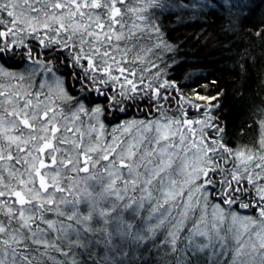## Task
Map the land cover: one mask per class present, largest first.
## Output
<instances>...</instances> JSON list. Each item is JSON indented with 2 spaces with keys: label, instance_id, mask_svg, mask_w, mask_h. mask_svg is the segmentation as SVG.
<instances>
[{
  "label": "snow or ice",
  "instance_id": "obj_1",
  "mask_svg": "<svg viewBox=\"0 0 264 264\" xmlns=\"http://www.w3.org/2000/svg\"><path fill=\"white\" fill-rule=\"evenodd\" d=\"M170 7L167 0H0V24L9 18L0 37L26 33L66 52L109 107L148 100L149 112L160 114L108 133L107 108L86 107L58 78V95L43 83L0 85V264H264V156L258 162L228 146L213 112L217 97L197 92L208 103L192 105L202 113L192 120L176 83L161 82L151 56L171 48L153 10ZM18 43L0 44V60ZM0 75L12 74L0 68ZM174 91L179 115L169 116L164 102ZM246 185L256 189L255 204L241 202ZM234 205L255 207L258 217L242 218Z\"/></svg>",
  "mask_w": 264,
  "mask_h": 264
},
{
  "label": "trees",
  "instance_id": "obj_2",
  "mask_svg": "<svg viewBox=\"0 0 264 264\" xmlns=\"http://www.w3.org/2000/svg\"><path fill=\"white\" fill-rule=\"evenodd\" d=\"M167 2L172 7L164 9L162 13L153 10L162 39L171 48L161 49L151 56L163 73L161 82L168 79L176 83L178 93L187 98L180 101L183 110L192 120L202 115L192 105L208 103L207 100L197 99V92L200 96L217 97L212 103L220 106L213 112L224 129L225 142L234 151L254 154L259 162V158L264 156V0H202L214 6L197 10L175 6L190 0ZM241 3L247 5L242 10L230 6ZM8 20L4 14L5 23L0 24V31H5L9 26ZM13 39L18 42L22 40L23 44L18 43L14 54L9 53L0 60V68L13 72L18 78L28 79V82L33 80L35 88L40 86L43 77L49 81L53 76L55 79L57 77L62 80L69 96L84 98L86 107L100 105L107 108L102 117L106 130L125 121L159 117L155 107L149 112L151 102L148 100L125 101L124 105L109 107L104 95L88 87L90 82L83 79V68L71 66L66 52L42 47L38 39L20 32L15 37H0V44ZM29 50L32 59L28 58ZM49 67L52 73L47 71ZM151 71L155 73L156 69ZM178 93L174 91L175 98L164 102L169 116L173 113L179 115ZM107 95L110 97L114 93L108 91ZM120 106H126L127 110L120 112ZM246 187L248 191L241 196V202L255 204L258 199L256 189L251 185ZM224 207L227 208L226 205ZM233 210L242 218L258 217L255 207L245 209L234 205ZM159 259L153 257L154 261Z\"/></svg>",
  "mask_w": 264,
  "mask_h": 264
},
{
  "label": "rangeland",
  "instance_id": "obj_3",
  "mask_svg": "<svg viewBox=\"0 0 264 264\" xmlns=\"http://www.w3.org/2000/svg\"><path fill=\"white\" fill-rule=\"evenodd\" d=\"M7 73H10L12 75H9V76H4V75H0V85L3 86V90L5 91H11L13 88H15L17 85H20L21 89L23 88H27L28 86H31L32 89H35V90H39V86H37L35 88L34 86V81L33 80H30V82H28V79H24L23 78V81H20L19 82V79L20 77H16L13 72L11 71H7L5 70ZM55 77V76H53ZM52 77V80H48V79H44L45 77L42 78V81L41 83H44L45 84V88H44V91H51L52 93L54 94H57L58 95V92H57V88H56V79ZM60 80V79H59ZM18 81V82H16ZM61 83H62V86H63V82L62 80H60ZM64 88V87H63ZM65 90V89H64ZM115 126L111 127L110 129L107 130L108 133H111V130L114 128ZM188 163H191V158H189V160L187 161ZM182 179V178H181Z\"/></svg>",
  "mask_w": 264,
  "mask_h": 264
}]
</instances>
